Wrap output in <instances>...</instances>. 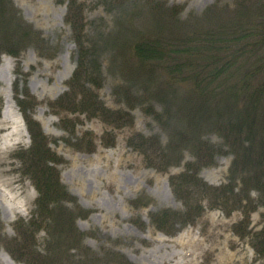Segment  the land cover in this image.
<instances>
[{"label": "rangeland", "instance_id": "1", "mask_svg": "<svg viewBox=\"0 0 264 264\" xmlns=\"http://www.w3.org/2000/svg\"><path fill=\"white\" fill-rule=\"evenodd\" d=\"M76 1L82 7L85 40L91 44V63H94L85 67L88 70L85 75L83 71L80 74L86 83L84 104L80 89L70 98L65 97L80 63L76 37L66 20L70 0H12L43 43L19 48L17 55L0 54L2 234L17 237L18 230L26 231L39 211V193L27 169L29 160L25 163L21 158L32 140L15 97L17 81L20 91L28 89L36 99L31 115L46 137L52 159L49 164L57 168L68 193L88 211L83 217L75 209L73 217H76V229L84 234L82 245L90 253L102 259L107 253H118L113 264L124 261L127 264H264V258L253 246V236L264 229V198L255 187L257 182L243 188L239 169L235 174L231 172L235 155L210 126L216 121L217 110L240 119L253 115L254 106L258 105L261 119L257 123V135L261 133L264 137V65L254 63L249 72L237 71L230 85L233 91L246 74L250 85L246 81L239 94L225 93L222 98L213 97L210 91L216 86L226 89L223 79L214 82L205 95L195 90L194 79H183L187 75L206 74L210 68L201 67L206 56L194 54L203 51L184 42H200L197 35L206 38L212 30L226 28L231 20H243L247 15L235 14V0ZM257 2L261 4L264 0ZM167 8L172 11L178 8L179 12L166 16ZM196 31L201 33L192 34ZM144 38L160 39L165 50L178 51L174 56L179 54L180 47L175 50L172 46L183 42L187 52L194 51L192 58L186 56L191 63L188 59L181 76L167 66V57L165 63L156 59L145 63L136 51V45L152 43L140 42ZM16 39L13 37L11 43L18 42ZM238 47L232 48L233 53ZM259 57L262 56L254 59ZM260 85V90L254 92ZM94 105L99 108L97 111ZM193 118L197 121L193 122ZM199 120L203 130L198 141L219 152L212 157L211 152L204 150L198 163V147L191 143L177 149L176 146L181 131L193 138ZM143 140L146 146L142 147ZM170 146V161L154 159ZM189 164H196L199 179L214 188L231 184L234 177L235 192L243 189L240 207L229 204L223 208L215 198L212 201L211 195L187 187L176 193L171 178L185 173ZM248 168L244 176H253ZM259 174L262 178L264 170ZM65 205L74 207L70 202ZM165 211L189 213L193 217L189 221L185 217H170L168 224L162 225L165 232L154 223L155 219L160 222V213ZM58 213L52 214L61 219ZM43 226L41 223L30 230L36 233L35 248L40 252H44L48 239V230ZM52 230L56 231L53 238L68 237L65 232L59 236L56 228ZM71 244L74 241L67 245ZM6 245L16 248L9 240ZM53 251L66 256L60 247ZM76 253L79 254L78 249L70 252ZM29 262L30 257L15 260L0 241V264Z\"/></svg>", "mask_w": 264, "mask_h": 264}, {"label": "trees", "instance_id": "2", "mask_svg": "<svg viewBox=\"0 0 264 264\" xmlns=\"http://www.w3.org/2000/svg\"><path fill=\"white\" fill-rule=\"evenodd\" d=\"M81 8L82 7L77 4L76 0H70L66 20L67 23L71 25L76 37V43L80 50V63L70 81V92H67L65 97L70 98L71 94L76 93L80 89L79 92L82 93L81 96H83L81 103L84 104L86 95H84L85 90L83 87L86 83L83 81L80 74L83 71V75H85L88 71L85 70V67L92 62L93 52L91 50V44H89L88 40L87 42L85 40L87 34L85 33V25L83 24L80 15ZM234 9L236 10L235 14L237 16L242 14L247 15L244 18L245 20L243 19L244 21L241 19H233L231 20L232 23L226 28L217 31L212 30L206 35V38L197 35L201 33V31H196L192 34L197 35L196 40H199L200 42H184L190 45L191 48L203 51V53H194L195 55L200 53V55L207 57V59L202 62V69L205 70L209 67L211 68H209L206 74H198L196 76L194 74L187 75L183 78L194 79L193 86L195 90L202 95L208 88L214 86V82L217 83L222 79L224 83L227 84V88L224 90H220L218 86L212 88L210 93H212L213 97L222 98L225 93L239 94L242 90L241 86L245 85V82H249V80L245 79L246 74L245 77L240 80V84L235 91H233L232 86L230 85L237 71L245 69L249 72L248 70H250V67L254 63L264 65V2L260 4L257 0H235ZM178 12V8L173 11L169 9L165 12V15L171 17ZM0 18V54L2 52H7L11 55H17L18 51H20L18 50L19 48L23 49L29 45L38 46L43 43V39L40 37L39 33L23 20L20 11L14 6L12 0H0ZM195 35L188 36L187 38L191 39ZM13 37H17L18 40H16L18 42L11 43ZM204 39L206 40L204 41ZM140 42H152L143 45H136L137 55L138 57L140 56L145 63H153L154 59H156V62L165 63L164 58L167 57V66L172 71L177 72L180 76V72L183 68L189 64V61L191 63V59L186 56L190 55L192 58L194 51H191V53L187 52L183 42L178 44V46L177 44L172 46L175 50L176 47H180L177 56H174L177 50H165L164 42L158 38H144V40H140ZM242 43H244L243 46L241 45ZM165 44L168 45L167 42H165ZM169 45L171 44L169 43ZM235 45H239V47L233 53L234 50H232V48ZM222 53H224V55ZM181 56H184V59L181 58ZM255 56L262 57L255 60ZM188 59L190 60L188 61ZM92 64L94 63H91V65ZM97 69L98 66L96 67V70ZM251 75L252 77H256L254 73H251ZM81 82L82 84L80 85ZM250 83L251 82H249L247 86L250 85ZM261 85L256 86L254 92L257 93L260 90ZM15 97L26 121L32 140L30 148L23 152L21 158H23L25 163H28L29 160L27 169L30 173L29 177L39 193L37 200L39 211L29 222L26 231L21 232L18 230V236L14 238H9L3 235L2 231H0V241L4 243L5 248L15 260H26L27 257H30V264H68L65 263V261L70 260L71 257L75 256L78 258L76 257V259L71 260L69 264H113L118 253H107L105 259L97 258L95 253H90V249L88 250L86 246L84 247L82 245L84 234L76 229V217H73V214L76 209V211L78 210L79 216L84 217L88 215V211L79 206L77 199L68 193L66 187L59 179L57 168L49 164L52 159L49 157L51 156V152L47 146L46 137L43 134L39 123L35 121L31 115L32 109L36 105L35 97L28 91V89L20 91L17 81L15 83ZM92 107L95 111L99 109L96 108L95 105ZM257 109L258 105H255V113L253 115L244 118L240 116V119H235L231 114H224V111L217 110L214 115L216 121H214L213 124L211 123L210 126L211 129L217 131V133L222 136L225 144L235 155L231 172L235 174V171L239 169V179L242 182L243 188L249 183L257 182V186L255 187L259 190L261 198H264V175L260 178L261 174H259V171H262V169L264 170V168H262L264 161V137L261 133L260 135H257V123L261 119L260 112ZM197 112H201V110H198ZM194 113L195 112L192 114ZM192 121L196 122L197 120L193 118ZM202 125V120H199L196 123L197 130L193 134V138L196 137L195 140H193V138L189 139V136L186 133H183L182 131L179 132L177 137L179 140L177 141L178 143L176 146L177 149V147L182 144L191 143L193 147H198L196 149L198 163L202 161L201 153L204 150L205 152H211L212 157L219 152V149L213 148L208 143H204L200 140L198 141V138L202 134ZM145 143L146 141L143 140L141 143L142 147L146 146ZM171 148L172 146H170L169 149H164V152L162 154L160 152V155L154 157V159H164L166 160L164 162L167 163L171 159V155L169 154ZM261 148H263L262 152L258 151V149ZM147 151L149 150L147 149ZM244 163H246L245 165L247 167H250L248 168V171L253 176H244L247 168L244 167ZM197 171L198 168L196 164H189L188 170L185 173L179 176H173L170 181L173 190L176 193H181L184 187L191 190L195 189L196 191L211 195L212 201H215V198L217 203L219 205L221 204L223 208H226L229 204L233 207L237 205L236 208L240 207L244 200L242 196L243 189L238 193L235 192L236 184H234V177L231 180V184L221 188H214L200 180ZM66 202L73 203L74 207H67L65 205ZM224 205L226 206L224 207ZM198 208L200 209L201 206ZM53 212H60L62 215L61 219L60 216L53 215ZM160 215L162 217L160 222H158L159 219H155L154 223H157L158 227L165 232L166 230L162 225L168 224L170 217H185V221H189L192 219L191 217H193L190 216L189 213L181 215L171 211L162 212ZM41 223H43V227L48 230L47 247L44 249V252L36 250L34 240L36 233L30 231L31 228L41 225ZM53 228L57 229V234L59 236L65 232L68 234V237H66V239H59V237L53 238V234L56 233V231L52 230ZM8 240L9 242H13L16 248H10L7 246L6 243ZM71 241H74V244L67 245ZM58 242H60V244H58ZM253 246L257 253L264 258V229L253 236ZM57 247L61 248L63 254L66 255L65 257L59 256L58 253L53 251ZM74 249L79 250V254L76 253L78 255L70 254ZM118 264H120V262H118ZM124 264H127V262L124 261Z\"/></svg>", "mask_w": 264, "mask_h": 264}, {"label": "bare ground", "instance_id": "3", "mask_svg": "<svg viewBox=\"0 0 264 264\" xmlns=\"http://www.w3.org/2000/svg\"><path fill=\"white\" fill-rule=\"evenodd\" d=\"M8 259L11 261V259L8 257Z\"/></svg>", "mask_w": 264, "mask_h": 264}]
</instances>
